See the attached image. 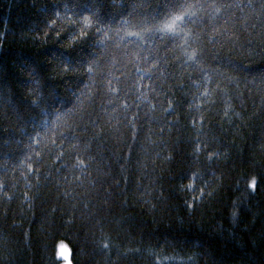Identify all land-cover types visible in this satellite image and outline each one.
<instances>
[{
    "label": "trees",
    "instance_id": "obj_1",
    "mask_svg": "<svg viewBox=\"0 0 264 264\" xmlns=\"http://www.w3.org/2000/svg\"><path fill=\"white\" fill-rule=\"evenodd\" d=\"M66 5L111 19L107 0H0V84L25 115L26 63L39 70L49 113L71 106L78 78L56 64L58 52L71 50L63 30L70 26L45 28ZM237 15L232 41L217 45L205 65L223 92L207 104L196 100V85L171 53H158L152 119L141 112L135 130L110 127L98 103L97 125L85 119L87 131L77 130L83 172L71 167L75 159L62 158L60 167L51 157L38 173L35 164L31 175L13 171L28 151L26 137L14 131L15 113L0 110V157L9 164L0 177V264H60L61 242L71 264H264V11L254 0ZM169 100L171 115L162 111Z\"/></svg>",
    "mask_w": 264,
    "mask_h": 264
},
{
    "label": "snow or ice",
    "instance_id": "obj_2",
    "mask_svg": "<svg viewBox=\"0 0 264 264\" xmlns=\"http://www.w3.org/2000/svg\"><path fill=\"white\" fill-rule=\"evenodd\" d=\"M107 2L110 5V20L100 15L99 10H90L85 14L66 5V11L61 13L56 10L45 25L46 29H51L58 21H63L70 26V30L63 29V24L61 28L70 32L68 47L71 50L56 54L57 67L78 78L70 89V107L57 109L54 114L47 111V97L41 95L39 70L31 64L21 66L27 73V80L24 81L28 90L27 115L6 99L5 86L0 84V110L7 105L9 111L15 113L17 125L14 131L26 137L28 149L13 166V171L27 168V174L31 175L35 164V172L38 173L45 157L61 161L60 167H64L62 158L75 159L76 163L71 167L85 171V158L79 154L84 141L78 137L77 130L87 131L89 125L82 123L85 119L93 127L97 125L91 116L98 103L109 116L110 127L125 123L135 130L141 112L151 120V113L156 111L153 101L157 99L152 83L155 72L152 70L160 71V52L171 53L172 62L196 85L198 95L195 99L207 104L212 93L217 90L223 92L221 84L216 82L217 77L205 67L207 59L217 45L223 46L224 42L232 41L234 33L230 32V28L234 29L242 19L237 13L243 14L246 8L251 9L254 0ZM259 6L264 11V0H259ZM59 34L56 32L57 36ZM210 84L214 87L210 88ZM191 106L198 108L195 103ZM90 108L92 112H89ZM162 111L167 115L173 113L170 100ZM225 115H228V110ZM14 142L19 143L18 140ZM3 143L0 141V147ZM201 150V145L197 143L196 151ZM207 155L211 161L215 153L208 152ZM8 170V162L0 157V177ZM248 187L254 189L256 180L248 183ZM5 190L6 185L0 179V192ZM109 246L108 242L103 244L104 249ZM59 248L61 256L67 260L66 245L61 243ZM117 254L121 255L119 250ZM109 264L113 262L109 261ZM156 264L160 262L156 261Z\"/></svg>",
    "mask_w": 264,
    "mask_h": 264
},
{
    "label": "rangeland",
    "instance_id": "obj_3",
    "mask_svg": "<svg viewBox=\"0 0 264 264\" xmlns=\"http://www.w3.org/2000/svg\"><path fill=\"white\" fill-rule=\"evenodd\" d=\"M61 243H63V244L66 245V249H67V251L65 252V255L67 256V260H65V259L61 256V254H60V253H61V250H60V248H59V245H60ZM61 243H59L58 246H57V252H56V254H57V258H58L60 264H71V258H70V250H69V247L67 246L66 243H64V242H61Z\"/></svg>",
    "mask_w": 264,
    "mask_h": 264
}]
</instances>
